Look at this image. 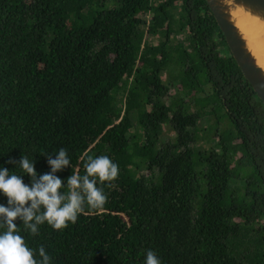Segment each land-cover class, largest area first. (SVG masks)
<instances>
[{"label": "trees", "instance_id": "trees-1", "mask_svg": "<svg viewBox=\"0 0 264 264\" xmlns=\"http://www.w3.org/2000/svg\"><path fill=\"white\" fill-rule=\"evenodd\" d=\"M61 147L62 180L97 155L119 174L22 233L54 264H264V104L206 0H0V165Z\"/></svg>", "mask_w": 264, "mask_h": 264}, {"label": "clouds", "instance_id": "clouds-1", "mask_svg": "<svg viewBox=\"0 0 264 264\" xmlns=\"http://www.w3.org/2000/svg\"><path fill=\"white\" fill-rule=\"evenodd\" d=\"M47 157L49 171L38 174L35 159L22 154L18 161L9 160L19 172L0 165V264H54L44 245L31 247L22 233L35 237L39 227L47 224L62 230L76 223L78 216L89 210L102 209L107 202L103 185L114 181L119 167L108 155L88 156L83 174L72 171L62 180L57 173L71 166L67 149L61 147ZM30 177V184L23 177ZM22 224L18 227L16 221ZM142 264H163L152 249H146Z\"/></svg>", "mask_w": 264, "mask_h": 264}, {"label": "water", "instance_id": "water-1", "mask_svg": "<svg viewBox=\"0 0 264 264\" xmlns=\"http://www.w3.org/2000/svg\"><path fill=\"white\" fill-rule=\"evenodd\" d=\"M206 1L224 34L230 53L264 104V68L259 64L248 35L241 26L247 16L264 24V0Z\"/></svg>", "mask_w": 264, "mask_h": 264}, {"label": "bare ground", "instance_id": "bare-ground-1", "mask_svg": "<svg viewBox=\"0 0 264 264\" xmlns=\"http://www.w3.org/2000/svg\"><path fill=\"white\" fill-rule=\"evenodd\" d=\"M239 22L241 24V20ZM241 26L248 35L251 48L257 55L259 64L264 68V24L247 16Z\"/></svg>", "mask_w": 264, "mask_h": 264}, {"label": "rangeland", "instance_id": "rangeland-1", "mask_svg": "<svg viewBox=\"0 0 264 264\" xmlns=\"http://www.w3.org/2000/svg\"><path fill=\"white\" fill-rule=\"evenodd\" d=\"M169 133H170V129H166V131H165V137H167V136H169Z\"/></svg>", "mask_w": 264, "mask_h": 264}]
</instances>
